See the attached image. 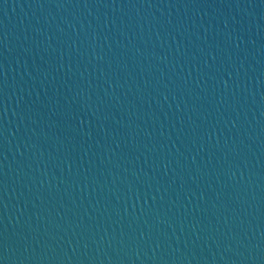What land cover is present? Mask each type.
Masks as SVG:
<instances>
[{
	"label": "water",
	"instance_id": "95a60500",
	"mask_svg": "<svg viewBox=\"0 0 264 264\" xmlns=\"http://www.w3.org/2000/svg\"><path fill=\"white\" fill-rule=\"evenodd\" d=\"M0 264H264V0H0Z\"/></svg>",
	"mask_w": 264,
	"mask_h": 264
}]
</instances>
